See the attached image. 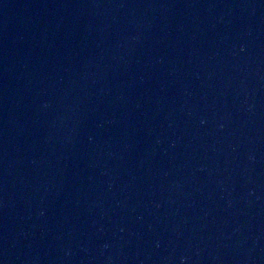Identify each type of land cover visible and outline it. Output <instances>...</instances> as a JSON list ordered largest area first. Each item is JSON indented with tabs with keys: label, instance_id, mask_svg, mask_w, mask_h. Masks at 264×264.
Wrapping results in <instances>:
<instances>
[{
	"label": "water",
	"instance_id": "1",
	"mask_svg": "<svg viewBox=\"0 0 264 264\" xmlns=\"http://www.w3.org/2000/svg\"><path fill=\"white\" fill-rule=\"evenodd\" d=\"M0 264H264V0H0Z\"/></svg>",
	"mask_w": 264,
	"mask_h": 264
}]
</instances>
